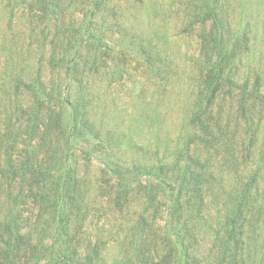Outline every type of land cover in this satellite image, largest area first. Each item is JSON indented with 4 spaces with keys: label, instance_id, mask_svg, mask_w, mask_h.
<instances>
[{
    "label": "rangeland",
    "instance_id": "1",
    "mask_svg": "<svg viewBox=\"0 0 264 264\" xmlns=\"http://www.w3.org/2000/svg\"><path fill=\"white\" fill-rule=\"evenodd\" d=\"M211 66L231 77L214 95ZM42 119L52 139L39 143L62 165L35 198L32 177L5 172ZM191 166L203 193L182 182ZM248 182L254 211L236 251L241 264H264V0H0V217L41 238L31 251L53 236L54 254L89 252L98 264H219ZM185 218L193 235L181 247Z\"/></svg>",
    "mask_w": 264,
    "mask_h": 264
},
{
    "label": "trees",
    "instance_id": "2",
    "mask_svg": "<svg viewBox=\"0 0 264 264\" xmlns=\"http://www.w3.org/2000/svg\"><path fill=\"white\" fill-rule=\"evenodd\" d=\"M213 15L215 21L217 22V24H215L216 28L221 30L222 24L219 23V20L223 21L222 13L219 18L217 16V12H213ZM220 53L222 54L221 51ZM214 65H222V63H220V59L216 61ZM224 70L225 68H223V66H211L206 73L205 79L211 89L210 93L212 95H214L220 87V81L223 80L222 78L226 77L223 81L230 82L229 80L231 77H229V75L222 76L224 74ZM59 87L60 84H56V89H59ZM53 95L54 94L51 91L48 92L46 89L44 90L43 96H46V99H52ZM42 98L43 97L36 96L34 98V102L36 103L30 107L33 109L37 120L40 119V115L42 114H40L38 111L41 107L45 106V102L42 100ZM34 108H37V110H34ZM46 111L50 120L53 111L50 109V107ZM198 114L201 113L198 112ZM77 119L78 115L75 116L74 121L76 122ZM196 119L199 118L196 116ZM43 122V119L39 121V124L37 121L36 124L32 125L29 128L31 133L30 142L26 144L27 147L22 150L23 154H21L20 157L11 158L10 156L9 158L10 154H7V157L10 161L7 168L10 169L5 172L6 178L17 179L18 181L19 178L21 180H24L26 175L32 177L33 181L31 191L32 195L35 198L42 197L41 193H46L45 189L47 188L48 184V180L46 181V179L49 175H51V169L56 166L62 165L61 163L57 164L59 161L57 158V153H59L57 152V148L51 149V146L42 147V144L39 143L41 137L44 138V143H47L49 141V145L50 140L52 139L50 137L51 134H49L52 127L46 125L43 129ZM71 127L73 128V126ZM5 132L7 133V131ZM34 138L36 141L33 143ZM48 138H50V140ZM6 145H9V143ZM163 167L164 166H161L159 168L162 169ZM153 168L155 167L147 168L146 174L149 176L157 175V172H155V169ZM191 169L192 170L190 172H187L184 169L182 174V182L186 179L193 181L191 182L194 184V186L192 187V190L194 191L193 193H197L199 186L201 193H203L201 184L203 174H201L193 166H191ZM160 181L167 187H170L166 184L167 182H165V180L160 179ZM63 182H66V180H60V184L62 186ZM250 184L251 183L248 182V184H246V188L241 190L239 200L235 201L233 207L230 208L226 221L223 224L224 234L221 238L222 246L219 251V264H228L229 262H233L234 264H241L243 262L242 257L238 258L239 256L236 250L242 248L241 238L247 233V223H249L250 221L247 217V213L254 211L252 210L254 208V203H249V198L252 197V190L250 191V194L248 191V189H251ZM57 187L58 189L56 188V190L61 189L60 185H58ZM21 191H23V189L20 190L18 194L13 198V195L11 196L14 202H16L18 198H21ZM55 193H57V191ZM58 196L60 197L61 194L57 193L55 197L57 202L59 201ZM176 203L177 207H175V210H172L171 208V218L168 221L174 227H178L180 218H177L176 216L178 214V211L183 209V207H180L178 202ZM62 210L66 211L65 208H63ZM55 215H58L57 211ZM22 225L23 223L19 220L14 219V217H9L7 215H3V217H0V264H28L29 262H32L33 264H98L101 261V259L93 257V253L88 252L86 255H78V250L64 251L59 254H56V252L54 251V254L53 250H50L51 247L57 245L56 238L53 236V242L50 245L42 244V247H44V249L41 250L40 253H38L37 251H31V249H34L32 248V245H41V238L37 241V239L33 240L32 238L27 237L25 233H22ZM192 235V229L188 226V220L185 218L184 224L182 226V232H177L176 234L181 247L184 246V243L188 244V240L186 238H190ZM43 259L46 260L44 263L42 262Z\"/></svg>",
    "mask_w": 264,
    "mask_h": 264
}]
</instances>
